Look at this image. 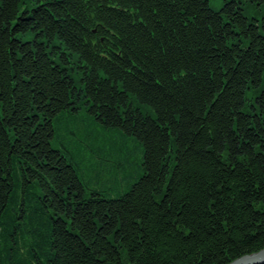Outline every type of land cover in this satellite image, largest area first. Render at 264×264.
I'll return each mask as SVG.
<instances>
[{
    "label": "trees",
    "instance_id": "obj_1",
    "mask_svg": "<svg viewBox=\"0 0 264 264\" xmlns=\"http://www.w3.org/2000/svg\"><path fill=\"white\" fill-rule=\"evenodd\" d=\"M245 3L264 0H0V264H228L264 249V31ZM81 113L104 140L137 141L128 191L88 192L52 146L63 122L96 137L70 128ZM108 138L88 147L131 171Z\"/></svg>",
    "mask_w": 264,
    "mask_h": 264
},
{
    "label": "rangeland",
    "instance_id": "obj_2",
    "mask_svg": "<svg viewBox=\"0 0 264 264\" xmlns=\"http://www.w3.org/2000/svg\"><path fill=\"white\" fill-rule=\"evenodd\" d=\"M210 6L219 10L225 0H209ZM244 13L249 18V20H253L254 17L258 18L261 24V29L264 31V4L262 6H257L252 3L244 4ZM258 22V21H257ZM258 22V23H259ZM82 121H80V120ZM78 121H75L74 118L70 120V128H83L81 122L86 123L85 130L90 133H96V126L92 122V116L90 113H81ZM61 124V123H60ZM98 128L102 130L100 127V123L97 121ZM57 136L55 140L52 142V146L54 148H58L62 150L67 157H70L78 170L79 176L83 183L86 186L88 192L91 190H99L104 192L112 191V186H116L117 183L120 186L121 193H124L129 190L131 183L135 182L139 177L140 168L137 166L142 160V150L139 152V148L136 147L137 141L131 138L129 135H123L120 130L111 129L107 131V139L104 140L103 132L99 130V133L92 134L91 138H88L85 135H80V137H73V135L67 133V124L63 122L62 125H57ZM113 138L114 140H118L121 143H125L128 145L130 152H132V156H129V161L133 165V169L127 172V168L125 167V171L123 167L117 168L113 164L114 157L107 155L106 158L96 150L95 153L89 148V144L91 143H99L106 147H111L109 142V138ZM79 141V142H78ZM82 145H81V144ZM127 162H125L126 165ZM129 164V163H128ZM135 164V165H134ZM106 195V194H105ZM116 196V195H114Z\"/></svg>",
    "mask_w": 264,
    "mask_h": 264
},
{
    "label": "water",
    "instance_id": "obj_3",
    "mask_svg": "<svg viewBox=\"0 0 264 264\" xmlns=\"http://www.w3.org/2000/svg\"><path fill=\"white\" fill-rule=\"evenodd\" d=\"M228 264H264V249L245 254Z\"/></svg>",
    "mask_w": 264,
    "mask_h": 264
}]
</instances>
